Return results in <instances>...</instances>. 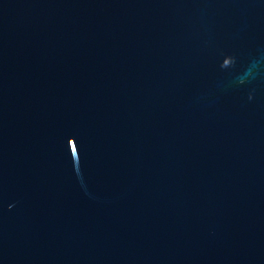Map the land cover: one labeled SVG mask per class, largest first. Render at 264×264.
Here are the masks:
<instances>
[{"label": "water", "instance_id": "95a60500", "mask_svg": "<svg viewBox=\"0 0 264 264\" xmlns=\"http://www.w3.org/2000/svg\"><path fill=\"white\" fill-rule=\"evenodd\" d=\"M0 264H264V0H0Z\"/></svg>", "mask_w": 264, "mask_h": 264}]
</instances>
